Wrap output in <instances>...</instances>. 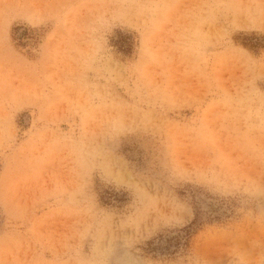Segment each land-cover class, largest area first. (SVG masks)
I'll use <instances>...</instances> for the list:
<instances>
[{
	"label": "rangeland",
	"instance_id": "1",
	"mask_svg": "<svg viewBox=\"0 0 264 264\" xmlns=\"http://www.w3.org/2000/svg\"><path fill=\"white\" fill-rule=\"evenodd\" d=\"M0 264H264V0H0Z\"/></svg>",
	"mask_w": 264,
	"mask_h": 264
}]
</instances>
